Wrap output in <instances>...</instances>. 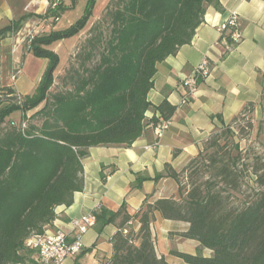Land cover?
Returning <instances> with one entry per match:
<instances>
[{
    "label": "trees",
    "instance_id": "16d2710c",
    "mask_svg": "<svg viewBox=\"0 0 264 264\" xmlns=\"http://www.w3.org/2000/svg\"><path fill=\"white\" fill-rule=\"evenodd\" d=\"M79 1L71 0L70 6L59 3L55 9L50 6L37 18L42 22L51 15L55 21L61 19ZM95 1L87 0L84 15L68 29L30 38L29 52L48 60L33 95L20 101L12 87L0 86V264L25 263L32 253L25 248L26 241L43 234L55 221L56 209L70 207L75 193L84 190L83 159L90 148L131 147L142 136L158 65L192 43L204 22L206 5L218 0H111L103 20L110 31L100 58L93 62L102 37L91 35L88 51L78 54V70L61 76L64 88L55 91L59 57L50 47L84 28ZM27 17L1 28L0 43L18 34ZM253 108V103L248 104L232 122ZM156 109L162 119L176 112L167 100ZM15 112L22 113V122L7 125ZM36 118L42 123H32ZM221 138L210 137L204 143V148L216 149L208 159L200 153L181 172L167 165L168 175L179 184L180 200L146 201L134 215L125 205L117 212L102 210L97 221L102 219L104 226L114 224L118 229L110 264H168L158 257L152 239L156 212L166 220L190 224L181 236L212 252L205 256L201 251L172 250L185 264H264V156H253L249 167L254 186L244 199H238L233 192L242 195L236 167L242 154L230 156L221 151ZM203 167L211 169L212 176L184 191L182 174L190 178ZM133 221L140 223L136 234L130 226Z\"/></svg>",
    "mask_w": 264,
    "mask_h": 264
},
{
    "label": "crops",
    "instance_id": "0c3cea01",
    "mask_svg": "<svg viewBox=\"0 0 264 264\" xmlns=\"http://www.w3.org/2000/svg\"><path fill=\"white\" fill-rule=\"evenodd\" d=\"M57 1L0 0V29L24 16L29 17L17 38L26 30L30 32L29 27L40 29L38 26L42 25V20L37 16L45 14ZM58 3L69 6L71 0H59ZM233 13L238 15L242 40L230 49L228 42L222 40L218 28ZM204 59L211 62L214 68L212 75L202 82L199 94L184 105L185 89L180 82ZM20 80L18 78L10 85L18 93L29 95L22 91ZM263 93L264 0H218L215 4L206 5L204 22L197 29L192 43L158 65L154 88L148 95L152 107L146 113L142 136L131 147L111 145L90 148L88 156L83 159L84 190L75 193L70 207L56 209L57 217L47 228L48 231L70 233L72 241L75 235L71 232L70 223L83 215L95 213L98 217L102 210L117 212L123 205L130 215H134L146 201L152 203L164 198L179 200V184L168 175L167 165L181 172L198 156L204 143L216 130L230 123L248 104L257 105ZM165 100L176 106V112L170 118L171 127L160 138L159 146L146 150L147 146H153L158 141L152 124L162 118L156 107ZM256 114H262L258 105ZM132 225L134 230H139L138 221H133ZM189 227L188 223L166 220L156 212L151 234L158 257H164L168 264H185L171 251L188 254L201 251L210 256L212 252L202 249L198 241L181 236ZM117 230L116 225L104 226L103 220L99 219L81 236L83 252L67 264H110L114 254L113 236ZM32 257L31 253L25 263L31 262Z\"/></svg>",
    "mask_w": 264,
    "mask_h": 264
},
{
    "label": "rangeland",
    "instance_id": "374dc122",
    "mask_svg": "<svg viewBox=\"0 0 264 264\" xmlns=\"http://www.w3.org/2000/svg\"><path fill=\"white\" fill-rule=\"evenodd\" d=\"M110 1L111 0H96L92 7L91 17L88 19L84 28L71 37L54 43L50 47L59 57V63L54 70L56 81L53 90H63L64 85L60 80L61 76H65L66 72L70 69L78 70L81 61L79 58L80 55L78 54H84L88 51L91 44V42L89 43L91 35H93V37L97 36L98 39L102 37L97 45L96 56L93 62L95 63L100 58L99 53L103 50L105 40L110 31L108 25L103 21L106 7ZM86 7L87 1L84 0L83 2L77 3L72 9L63 12L59 22H56L54 16L51 15L48 17L47 21L42 22V25L38 26L40 29L29 27L28 30H30V32L27 30L24 31L25 34H21L19 37L21 40L16 37L18 34H12L9 37V40H7L8 38L3 40L0 43V86L12 87L10 82L16 83L17 79L20 78V81L23 84L22 91L29 95H33L40 84L42 76L47 70L48 60L45 58H37L29 52V41L31 38L29 34L32 33L34 36L46 35L52 30H66L84 15ZM94 26H96V29L91 33ZM22 31L23 30H21L19 34L22 33ZM100 33H104L105 35H100ZM92 64L93 63H89V66ZM13 76L16 77V81L13 80ZM65 86H69V83ZM16 94L20 101L24 99V95L18 92ZM257 105L260 106L262 111L260 116L256 114ZM257 105L254 104L252 111H248L242 115V117L236 122L231 121L228 124H224L220 129L216 130L212 136H210L215 138L222 135V138L219 141L221 144V151L225 150V152H229L230 156H238L239 152L242 154L241 158L236 160V167L240 171L239 179L242 186V195L233 192V195L238 199H244L251 193V189L254 186L253 177L250 175L249 167L253 156L255 154L264 156V93ZM42 106L43 105L35 111L29 112L28 116L31 117L37 110L41 109ZM8 121L7 125L11 124L10 122H14L16 125L20 124L22 122V113H13ZM25 123L28 125V122ZM32 123L41 124L42 120L36 118L32 120ZM204 149L206 148L203 146L200 153H202L203 156L201 158L205 157V159H208V155L213 154L216 151L214 148ZM211 176V169L203 167L202 170L197 168L196 172L190 178H188V173L182 174L180 181H182V187L184 188V191H186L192 187V183L203 184ZM180 198L181 195L179 194V200ZM130 226L132 227L133 225ZM133 231L134 234H136L138 230L136 231L133 229ZM55 232L56 231H53L52 233ZM31 252L33 254V251Z\"/></svg>",
    "mask_w": 264,
    "mask_h": 264
},
{
    "label": "built area",
    "instance_id": "2783aa9c",
    "mask_svg": "<svg viewBox=\"0 0 264 264\" xmlns=\"http://www.w3.org/2000/svg\"><path fill=\"white\" fill-rule=\"evenodd\" d=\"M59 1V0H58ZM58 1L52 6L53 9L59 4ZM60 21V19H56ZM221 38L228 42L230 49L233 48L242 40L237 13H233L231 17L219 26ZM31 38L34 36L29 34ZM213 66L208 59H204L196 66L189 75L184 77L180 85L185 89V95L182 99V104H188L200 92L202 82L211 77ZM16 81V77L13 76ZM15 124V123H14ZM172 124L171 119H160L152 124L154 132L158 137V141L153 146H147L145 149L150 150L159 146L160 138L170 129ZM16 125V124H15ZM26 124H22L25 128ZM97 223V215L90 213L74 219L71 225V232L75 235V239L70 241V233L62 230H57L52 233L46 230L43 234H34L25 243V247L33 251L32 261L28 263L18 264H67L69 260L75 259L84 250V244L81 241V236Z\"/></svg>",
    "mask_w": 264,
    "mask_h": 264
}]
</instances>
